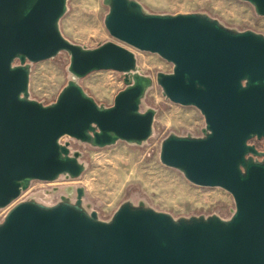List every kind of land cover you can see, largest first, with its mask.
Returning <instances> with one entry per match:
<instances>
[{"label": "water", "instance_id": "water-1", "mask_svg": "<svg viewBox=\"0 0 264 264\" xmlns=\"http://www.w3.org/2000/svg\"><path fill=\"white\" fill-rule=\"evenodd\" d=\"M68 0H0V209L32 181L80 177L70 137L96 147L147 141L155 112L140 111L150 79L134 52L115 42L86 50L67 40L60 21ZM252 3L264 17V0ZM105 27L117 41L174 65L158 84L168 100L196 107L203 138L165 139L161 162L193 185L229 192L231 219H174L123 204L109 222L77 202L14 207L0 224V264H264V35L236 32L201 14L150 15L135 0H107ZM71 57L76 79L97 71L132 75L113 107H101L76 79L51 105L30 99V63ZM19 61V64L16 62Z\"/></svg>", "mask_w": 264, "mask_h": 264}, {"label": "rangeland", "instance_id": "rangeland-1", "mask_svg": "<svg viewBox=\"0 0 264 264\" xmlns=\"http://www.w3.org/2000/svg\"><path fill=\"white\" fill-rule=\"evenodd\" d=\"M150 15L201 14L217 20L236 32L253 31L264 35V17L255 6L240 0H135ZM110 11L107 0H68L67 12L60 21V31L70 42L86 50L108 42L119 43L135 53L136 74L151 80L141 100L140 111L155 112L153 134L145 142L119 140L96 147L70 137L71 154L79 153L84 166L78 178L62 175L53 182L32 181L10 206L0 209V224L17 205L34 201L53 207L67 201L77 202V190H83L82 205L97 212L100 221L109 222L125 203L167 213L174 219L219 217L229 220L236 210L233 196L221 188L199 187L190 183L177 169L165 166L160 159L162 143L168 137L203 138L206 121L196 107L176 105L166 98L157 82L158 75L171 74L174 65L159 55L141 52L117 42L105 27ZM19 64V61L16 62ZM71 57L61 52L57 57L30 63V99L51 105L76 78L70 72ZM133 80L132 75L115 71H97L76 79L78 84L104 108L114 106L116 96Z\"/></svg>", "mask_w": 264, "mask_h": 264}, {"label": "flooded vegetation", "instance_id": "flooded-vegetation-1", "mask_svg": "<svg viewBox=\"0 0 264 264\" xmlns=\"http://www.w3.org/2000/svg\"><path fill=\"white\" fill-rule=\"evenodd\" d=\"M251 143L255 144L260 151H264V139L262 140L253 139Z\"/></svg>", "mask_w": 264, "mask_h": 264}]
</instances>
